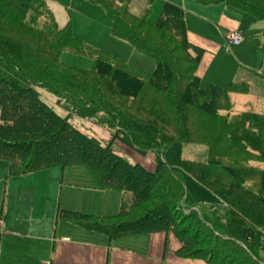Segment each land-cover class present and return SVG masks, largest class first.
Wrapping results in <instances>:
<instances>
[{
	"label": "trees",
	"instance_id": "trees-1",
	"mask_svg": "<svg viewBox=\"0 0 264 264\" xmlns=\"http://www.w3.org/2000/svg\"><path fill=\"white\" fill-rule=\"evenodd\" d=\"M202 2L227 3L264 21V0ZM91 3L107 14L114 37L153 60V76L142 80L123 60L74 37L70 26L59 27L46 0H0V161L9 164L7 179L83 168L100 189L122 194L120 210L95 217L58 207L57 221L110 240L174 235L180 243L175 254L182 259L264 264V114L230 115V95L247 93L248 84L201 87L204 51L190 43L183 9L167 3L151 23L133 15L129 4ZM20 26L27 28L26 35L12 33ZM64 52L92 59L93 68L63 63ZM37 88L55 96L66 116ZM74 117L106 128L109 139L88 136L72 125ZM203 132L209 142L201 140ZM117 143L141 155L156 153L155 170L130 163L115 151ZM176 144L206 145L207 161L182 157L178 167L171 166L164 156ZM226 147L232 154L218 157ZM242 171L250 176L241 177ZM184 175L212 193L222 208L195 200Z\"/></svg>",
	"mask_w": 264,
	"mask_h": 264
},
{
	"label": "crops",
	"instance_id": "crops-1",
	"mask_svg": "<svg viewBox=\"0 0 264 264\" xmlns=\"http://www.w3.org/2000/svg\"><path fill=\"white\" fill-rule=\"evenodd\" d=\"M46 1L51 9V3ZM196 1L202 4V0ZM220 4L222 5H206L210 9H207L205 16H188L182 7L177 6L184 10L190 43L204 51L198 71L200 84L208 75L209 86L228 89L225 83L230 81L229 87L232 83L248 84L247 76H251L252 70L258 71L259 75L262 73L260 77L264 81V21L227 3ZM213 10H219L220 14H214ZM234 32L242 33L245 40L231 50L227 37ZM247 38L257 41L252 52L253 43L245 44ZM233 70L240 76L239 82L234 80L235 76L231 74ZM262 87L264 88V84ZM235 94L241 93H232L231 100ZM174 147L168 151L167 160ZM172 160L168 163L176 167L173 163L175 160ZM14 178L16 177H5V182L11 183L10 180ZM91 190L103 194L119 193L117 202L120 200V206L115 212L118 214L122 194L102 190L98 184L86 182L82 178H73L69 187L64 189L63 196L61 193L57 201L48 207L14 205L8 194L1 192L0 264H207L200 260L179 258L175 253L180 243L174 235L167 237L162 233L145 234L110 240L105 234L86 230L70 222L57 221L58 207L95 216L93 214L100 210L91 202ZM102 212L109 211L104 208Z\"/></svg>",
	"mask_w": 264,
	"mask_h": 264
},
{
	"label": "rangeland",
	"instance_id": "rangeland-1",
	"mask_svg": "<svg viewBox=\"0 0 264 264\" xmlns=\"http://www.w3.org/2000/svg\"><path fill=\"white\" fill-rule=\"evenodd\" d=\"M93 0H49L51 3V9L54 12V17L56 23L59 27L63 28L70 26L74 37L83 41L87 45L102 50L107 54L116 57L118 59L126 62L130 70L140 77L142 80L149 81L155 71V65L153 60L147 58L143 55L138 54L129 44L122 40L117 39L111 33V22L108 19L107 14L96 5H92L89 2ZM118 4H129L130 12L135 16L144 15L148 18L151 23L157 22L165 2L176 5L173 2H177L176 6L182 7L186 11V15H198L205 16L207 9H210L207 4L197 3L196 0H115ZM219 4L217 6H220ZM214 14H220L219 10H213ZM218 18V17H217ZM10 22L9 17L7 18L4 25ZM27 28H20L13 30L12 33L17 35H26L25 31ZM20 34H19V32ZM253 43V48L251 52L256 47L257 41L255 39L246 40L245 44ZM259 46V41H258ZM229 49L234 50L233 46ZM250 49V48H249ZM61 61L67 65L90 70L94 66V61L90 58L78 56L71 54L69 52H64L61 57ZM234 80L238 81L240 76L233 70ZM262 74V73H261ZM258 74V71L252 70L251 76H247V82L249 84L248 92L235 94L232 96L233 108L230 112L232 117L239 116L246 111L253 110L257 113L264 114V84L262 75ZM264 77V74H263ZM210 76L202 82L201 87L207 88L210 83H208ZM231 82V81H230ZM229 83H225L226 88H229ZM239 82V81H238ZM41 98L51 105L58 114L61 116H66V112L59 105L58 100L55 96L49 94L46 90L42 88H37ZM161 104V102H159ZM227 114V113H226ZM72 125L80 129L82 132L88 136H93L100 140L109 139L110 132L103 127L92 126L88 121L82 120L81 118L74 117L70 119ZM201 140L206 143L209 142L207 134L204 132L201 134ZM171 150L170 157L167 160V154L164 156L167 162L173 161L176 167L179 166V162L183 157L186 160L192 161H207L208 147L206 145H186L182 147L180 144ZM179 145V146H178ZM224 146V145H223ZM225 148L223 155H218V157L225 156L228 153ZM115 151L121 155L123 158L127 159L132 164H141L148 170H155L157 154L154 152H148L146 155H141L135 149L127 147L121 144H116L114 147ZM219 149V148H218ZM223 150V149H222ZM183 152V153H182ZM219 152H221L219 150ZM236 155V154H235ZM234 155V157H235ZM173 156V157H172ZM169 162V163H170ZM250 167L263 168L262 164L259 163H247ZM239 168L243 165L238 163ZM9 164L5 161H0V193L8 194L12 203L18 206H35V207H48L52 206L55 201L59 198L62 193L64 194V189L69 187V184L73 178H82L86 182H91L97 184L96 180L88 174V172L83 168H70L62 171L61 168H53L50 170H45L42 172H36L29 174L27 176L16 177L10 182H5V177H7ZM239 172V171H238ZM241 173V172H239ZM241 177L250 176L246 172L242 171ZM239 175V174H238ZM252 177V176H251ZM240 179V178H239ZM184 184L188 191L192 194L195 200L200 201L206 205H215L218 208H222L218 204V199L202 187L196 180L192 179L188 175H184ZM246 187L250 188L245 184ZM97 188V187H96ZM251 189V188H250ZM89 197L91 202L95 207L99 208V212L93 215L102 216L105 214L116 215L120 200L117 202L118 194L116 192H109L108 194H103L97 190H91ZM106 195V196H105ZM106 208L108 213H103V209ZM115 213V214H114Z\"/></svg>",
	"mask_w": 264,
	"mask_h": 264
},
{
	"label": "built area",
	"instance_id": "built-area-1",
	"mask_svg": "<svg viewBox=\"0 0 264 264\" xmlns=\"http://www.w3.org/2000/svg\"><path fill=\"white\" fill-rule=\"evenodd\" d=\"M245 40V37L240 32H234L227 37L228 44L230 46H237ZM1 116V113H0Z\"/></svg>",
	"mask_w": 264,
	"mask_h": 264
}]
</instances>
